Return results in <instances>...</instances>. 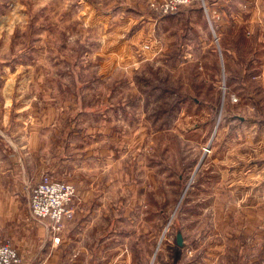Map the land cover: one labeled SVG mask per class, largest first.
<instances>
[{
	"label": "rangeland",
	"instance_id": "374dc122",
	"mask_svg": "<svg viewBox=\"0 0 264 264\" xmlns=\"http://www.w3.org/2000/svg\"><path fill=\"white\" fill-rule=\"evenodd\" d=\"M104 1L0 0V101L32 111L8 124L76 190L55 232L39 179L30 217L59 264H264V0Z\"/></svg>",
	"mask_w": 264,
	"mask_h": 264
},
{
	"label": "crops",
	"instance_id": "0c3cea01",
	"mask_svg": "<svg viewBox=\"0 0 264 264\" xmlns=\"http://www.w3.org/2000/svg\"><path fill=\"white\" fill-rule=\"evenodd\" d=\"M120 5L131 11L132 0H121ZM240 5L247 7V2H241ZM99 7L101 9L105 6ZM146 14L141 13L140 16ZM121 17L124 14L115 18ZM244 20L248 21L249 18L245 16ZM4 97L1 93L0 120L5 118V124L0 121V241L12 242L19 248L23 257L22 264H59L61 252L60 247L57 248L58 243H53L52 237L47 238L45 228L40 225L46 222H36L30 217L28 208V188L40 179L46 168L39 157L42 126L34 120L31 124H24V121L22 124H8L15 113L21 116L30 113L32 116V111L15 110L12 108L13 98L6 100ZM12 132L20 133L21 141L6 139V134ZM44 246L47 247L45 252L42 251Z\"/></svg>",
	"mask_w": 264,
	"mask_h": 264
},
{
	"label": "built area",
	"instance_id": "2783aa9c",
	"mask_svg": "<svg viewBox=\"0 0 264 264\" xmlns=\"http://www.w3.org/2000/svg\"><path fill=\"white\" fill-rule=\"evenodd\" d=\"M196 0H157L152 2L154 10L162 14L176 12L180 7ZM75 187L67 181L45 174L34 185L30 193V212L33 216L47 219L52 229L60 232L73 215L70 203L75 196ZM20 252L10 242H0V264H21Z\"/></svg>",
	"mask_w": 264,
	"mask_h": 264
},
{
	"label": "water",
	"instance_id": "95a60500",
	"mask_svg": "<svg viewBox=\"0 0 264 264\" xmlns=\"http://www.w3.org/2000/svg\"><path fill=\"white\" fill-rule=\"evenodd\" d=\"M177 242H178L179 245H183L184 244L183 236H182V233L180 231L177 234Z\"/></svg>",
	"mask_w": 264,
	"mask_h": 264
}]
</instances>
